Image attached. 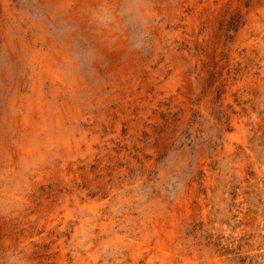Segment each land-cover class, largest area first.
I'll return each mask as SVG.
<instances>
[{
  "label": "rangeland",
  "instance_id": "rangeland-1",
  "mask_svg": "<svg viewBox=\"0 0 264 264\" xmlns=\"http://www.w3.org/2000/svg\"><path fill=\"white\" fill-rule=\"evenodd\" d=\"M0 264H264V0H0Z\"/></svg>",
  "mask_w": 264,
  "mask_h": 264
}]
</instances>
